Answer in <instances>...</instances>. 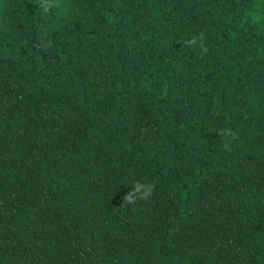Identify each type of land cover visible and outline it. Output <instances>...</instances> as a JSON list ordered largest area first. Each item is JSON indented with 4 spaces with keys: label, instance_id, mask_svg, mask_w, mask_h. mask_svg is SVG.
<instances>
[{
    "label": "trees",
    "instance_id": "16d2710c",
    "mask_svg": "<svg viewBox=\"0 0 264 264\" xmlns=\"http://www.w3.org/2000/svg\"><path fill=\"white\" fill-rule=\"evenodd\" d=\"M0 264H264V0H0Z\"/></svg>",
    "mask_w": 264,
    "mask_h": 264
}]
</instances>
